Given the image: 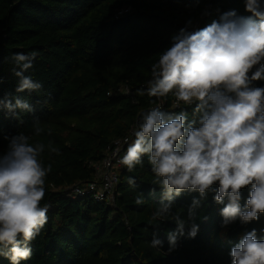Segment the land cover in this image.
I'll use <instances>...</instances> for the list:
<instances>
[{"label":"trees","instance_id":"1","mask_svg":"<svg viewBox=\"0 0 264 264\" xmlns=\"http://www.w3.org/2000/svg\"><path fill=\"white\" fill-rule=\"evenodd\" d=\"M123 8L129 11L119 14ZM232 9L251 15L244 0H0V97L11 93L13 103L19 97L34 109L18 117L0 111V154L7 150V138L23 133L30 143L45 145L41 160L51 165L41 202L48 205V222L30 245L31 258L21 264H231V248L244 234L255 229L257 238L264 239V213L257 221L242 224L237 219L222 226L224 204L215 202L213 191L195 210L197 236L180 237L169 253L167 233L177 225L167 221L158 230L149 226L163 189L152 184L146 156L134 171L123 165L118 170L111 203L68 195L70 187L98 179L95 164L138 126L144 112L160 103L165 111L172 107L174 97L157 100L146 94L151 65L172 35L189 19L199 29ZM33 51L38 55L25 75L43 87L17 93L10 57ZM253 86L264 87V80ZM195 107L182 103L176 112L186 111L188 122H198L201 114L193 112ZM34 118L43 129L39 135ZM249 190L241 192L242 207ZM140 193L145 202L137 205ZM193 198L199 193L185 192L173 205V212L188 223ZM154 231L163 242L160 250L150 246ZM0 264L10 261L0 256Z\"/></svg>","mask_w":264,"mask_h":264},{"label":"clouds","instance_id":"2","mask_svg":"<svg viewBox=\"0 0 264 264\" xmlns=\"http://www.w3.org/2000/svg\"><path fill=\"white\" fill-rule=\"evenodd\" d=\"M244 4L251 15L228 10L194 30L189 19L151 65L146 94L157 100L172 96L185 106L195 103L193 112L201 114L198 122H188L183 110L152 107L142 114L135 138L119 160L132 172L147 157L154 175L152 184L163 189L149 226L158 230L167 221L177 225L167 233L169 253L176 250L180 237L197 236L195 210L210 192L215 191L216 203L224 204L222 226L237 219L242 224L257 221L264 213V87L253 86L254 81L264 80V0H244ZM37 55L33 51L10 57L18 78L17 93L42 89L40 82L25 75ZM138 91L145 94L144 89ZM2 110L16 117L34 111L27 100L16 97L13 103L11 93L0 97ZM33 128L36 135L43 131L38 118H34ZM7 139V150L0 154V256L10 264H21L31 258L30 245L48 222V205L41 206V202L51 165L46 167L41 160L43 143H30L23 133ZM128 183L136 185L132 177ZM245 188L250 190L242 207ZM185 192L199 193L188 208L191 223L173 212L175 198ZM144 202L140 193L135 203ZM157 237L158 231H154L150 246L160 250L163 242ZM230 256L231 264H264V239H258L252 229L231 248Z\"/></svg>","mask_w":264,"mask_h":264},{"label":"built area","instance_id":"3","mask_svg":"<svg viewBox=\"0 0 264 264\" xmlns=\"http://www.w3.org/2000/svg\"><path fill=\"white\" fill-rule=\"evenodd\" d=\"M127 11H129V8H123L119 11V14H123ZM198 25V22L195 23L192 25V29H196ZM181 105L182 102L178 104L174 98L170 110L176 111V109L180 108ZM158 106H161L162 109L164 107L162 103ZM137 128L138 126L133 128L130 134L125 138L116 140L109 155L106 156L103 161L95 164L96 175L98 178L97 180L76 184L70 187L68 195L71 197L91 195L98 202L111 203L114 200L116 187L119 181L118 170L122 167L119 160L126 151L128 144L132 142L134 138V131L137 130Z\"/></svg>","mask_w":264,"mask_h":264}]
</instances>
